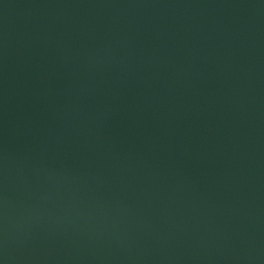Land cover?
<instances>
[{"label":"water","instance_id":"obj_1","mask_svg":"<svg viewBox=\"0 0 264 264\" xmlns=\"http://www.w3.org/2000/svg\"><path fill=\"white\" fill-rule=\"evenodd\" d=\"M0 264H264V0H0Z\"/></svg>","mask_w":264,"mask_h":264}]
</instances>
